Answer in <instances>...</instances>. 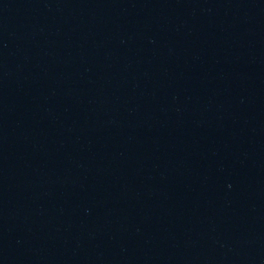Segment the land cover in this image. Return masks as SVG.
Segmentation results:
<instances>
[{
  "label": "water",
  "instance_id": "1",
  "mask_svg": "<svg viewBox=\"0 0 264 264\" xmlns=\"http://www.w3.org/2000/svg\"><path fill=\"white\" fill-rule=\"evenodd\" d=\"M0 264H264V0H0Z\"/></svg>",
  "mask_w": 264,
  "mask_h": 264
}]
</instances>
